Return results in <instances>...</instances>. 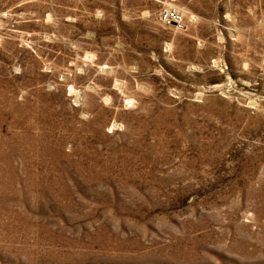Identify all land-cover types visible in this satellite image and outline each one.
I'll use <instances>...</instances> for the list:
<instances>
[{
  "label": "rangeland",
  "instance_id": "374dc122",
  "mask_svg": "<svg viewBox=\"0 0 264 264\" xmlns=\"http://www.w3.org/2000/svg\"><path fill=\"white\" fill-rule=\"evenodd\" d=\"M0 264H264V0H0Z\"/></svg>",
  "mask_w": 264,
  "mask_h": 264
},
{
  "label": "built area",
  "instance_id": "2783aa9c",
  "mask_svg": "<svg viewBox=\"0 0 264 264\" xmlns=\"http://www.w3.org/2000/svg\"><path fill=\"white\" fill-rule=\"evenodd\" d=\"M183 18V14L176 9H168L164 11L160 16V20L162 23L177 24L180 26L183 25Z\"/></svg>",
  "mask_w": 264,
  "mask_h": 264
},
{
  "label": "bare ground",
  "instance_id": "6f19581e",
  "mask_svg": "<svg viewBox=\"0 0 264 264\" xmlns=\"http://www.w3.org/2000/svg\"><path fill=\"white\" fill-rule=\"evenodd\" d=\"M171 6H173V5H171ZM177 8V7H176ZM179 9V8H178Z\"/></svg>",
  "mask_w": 264,
  "mask_h": 264
}]
</instances>
